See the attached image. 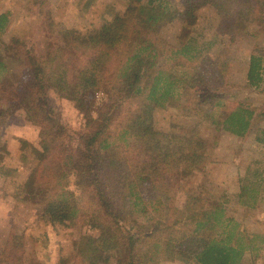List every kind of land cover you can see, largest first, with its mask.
Returning a JSON list of instances; mask_svg holds the SVG:
<instances>
[{
	"label": "trees",
	"instance_id": "trees-1",
	"mask_svg": "<svg viewBox=\"0 0 264 264\" xmlns=\"http://www.w3.org/2000/svg\"><path fill=\"white\" fill-rule=\"evenodd\" d=\"M133 1L93 33L69 31L39 55L28 51L22 80L0 59V94L40 127L45 141L25 181L28 194L44 213L66 219L68 227L88 225L117 239L124 264H159L163 232L174 233L171 244L178 256L195 264H241L248 252L257 257L254 240L245 241L235 232L237 224L224 205L204 204L194 193H186L182 213H163L159 227L131 221L125 209L132 205L144 216L160 210L176 173L190 171L205 146L196 138L154 130V111L174 107L176 96L192 93L193 115L216 132L241 139L250 134L255 111L227 105L232 95L221 87L226 65L203 55L212 42L200 43L187 26L196 22L197 9L209 6L219 17L217 33L233 35L239 31L241 8L251 4L258 8L256 24L264 35V0H177L184 5L182 14L174 11L175 0ZM173 20L182 24L178 46L158 39L162 27ZM8 21V13L0 14V37ZM12 42L14 48H23L16 39ZM245 85L255 90L264 86V50L250 55ZM48 87L65 93L85 115L84 131L73 133L48 106ZM100 89L110 96L94 118L91 96ZM128 101H135V107L125 109ZM48 134L55 140L47 141ZM254 142L264 147V129L256 130ZM254 172V183H260V173ZM147 188L151 194L142 199L138 191ZM102 250L98 238L83 235L74 244V264Z\"/></svg>",
	"mask_w": 264,
	"mask_h": 264
},
{
	"label": "rangeland",
	"instance_id": "rangeland-1",
	"mask_svg": "<svg viewBox=\"0 0 264 264\" xmlns=\"http://www.w3.org/2000/svg\"><path fill=\"white\" fill-rule=\"evenodd\" d=\"M34 1L0 0V14L8 13L9 18L6 32L0 37V59L21 80L28 51L39 55L69 31L93 33L111 21L125 3L134 4L133 0H37L36 4L40 5ZM176 1L172 2L174 11L182 14L184 5ZM194 14L196 22L187 26L189 34L196 36L200 43L212 42L202 54L226 65L221 87L232 95L226 99L227 105L250 107L257 118L250 134L241 139L198 122L191 110L192 93L176 96L172 108L156 109L153 114L156 132L196 138L205 146L190 171L181 168L176 173L175 184L161 199L160 210L144 216L137 207L129 205L125 212L131 215L128 219H137L140 225L156 223L159 227L163 213L178 215L184 211L186 193L196 194L204 204L221 203L227 216L237 224L235 232L245 241L253 239L259 249L257 257L246 253L241 264H251L253 260L255 264H264V147L254 142L256 130L264 129V86L255 90L245 85L250 55L264 50V35L256 24L258 8L251 4L243 6L239 13V31L229 36L217 33L219 17L214 8L205 6ZM182 34L181 22L173 20L162 27L158 39L178 46ZM13 39L23 43V48H14L17 45ZM45 96L48 106L73 133L86 129L85 115L73 108L65 93L48 87ZM109 96L107 89L91 96L90 113L94 118ZM135 105V101H128L124 107L128 110ZM46 140L52 142L55 137L48 134ZM44 142L40 127L29 122L17 104L6 101L0 94V264H74V244L83 235L98 238L103 250L82 264H124L117 239L88 225L77 229L68 227L66 219L44 213L36 199L29 196L25 181L40 159ZM256 169L261 180L257 184L252 176ZM150 191L141 189L138 195L147 200ZM151 208L148 206L147 211ZM174 236L163 232L166 238L160 246L159 264H195L178 256L171 244Z\"/></svg>",
	"mask_w": 264,
	"mask_h": 264
},
{
	"label": "built area",
	"instance_id": "built-area-1",
	"mask_svg": "<svg viewBox=\"0 0 264 264\" xmlns=\"http://www.w3.org/2000/svg\"><path fill=\"white\" fill-rule=\"evenodd\" d=\"M97 99H99V96H97Z\"/></svg>",
	"mask_w": 264,
	"mask_h": 264
}]
</instances>
